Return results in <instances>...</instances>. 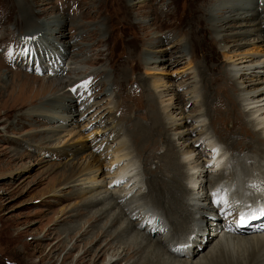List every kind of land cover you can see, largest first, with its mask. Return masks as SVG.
Masks as SVG:
<instances>
[{"label": "bare ground", "instance_id": "1", "mask_svg": "<svg viewBox=\"0 0 264 264\" xmlns=\"http://www.w3.org/2000/svg\"><path fill=\"white\" fill-rule=\"evenodd\" d=\"M205 1L192 0L188 13H183L179 31L185 36L184 40L171 38L167 45L162 46L163 44L158 43L157 35L146 44L144 57L147 61L157 57L163 50L174 47L180 54L177 59L172 56L165 65L175 64L187 55L188 42L191 43L194 36L205 32L208 27L213 32V42H207L208 50H214L217 42L224 53L228 43L224 40L225 27H221L220 22L227 18L235 19L242 29L236 32L239 38L233 40L231 46L239 45L238 39L250 36L253 39L245 42H264V0H243L245 4L241 5L238 3L241 0H219L207 8L204 6ZM130 4L133 6V3ZM225 9L229 10L228 16L222 14ZM32 15L23 13L19 19L25 30L20 41L23 42L22 45L38 43L42 55H38L33 49H22L17 57L23 64H30L31 60H35L38 69L42 68L39 65L43 61L52 64L50 73L53 80L41 82L34 87L32 84L37 81V77L14 72L11 77L20 78L22 88H28L32 92L29 102L37 96L50 93L38 105V113L48 110L45 106L50 104L54 105L50 108V113L57 114L53 118L58 117L59 113L75 106V103H71L72 94L80 93L86 98L102 82L107 86L106 95H109L110 92L107 91L109 86L114 85V81L107 72L102 71L103 80L100 77L94 80L93 70L74 72V76H69L58 65L61 62L60 54L64 56L69 52L68 48H73L69 47V41H61L64 37L61 27L65 23V16L45 17L37 22V28L32 29ZM37 34L39 35L34 40ZM19 44L17 39L14 45L17 47ZM12 48L14 47L8 48V52ZM47 48L50 50H46V56L43 51ZM135 49L133 46L130 51V62L136 68L138 63ZM190 49L194 48L191 46ZM55 50L59 51L58 55ZM226 52L228 51H225L224 57L230 59L231 56L226 55ZM262 63L250 59L244 64L231 61L224 70L225 73L223 72L224 82L234 84L233 90L224 89L222 98L227 103L226 111L235 117L233 120L229 118L232 130L230 129V133L226 132L230 136L236 135V139L222 137V131H217L218 124L215 120L212 121L214 118L207 104L209 97L199 94L195 85L191 86V95L185 97L186 102L182 106L183 110L186 105L192 104L190 114L177 119L170 113L167 105L160 108L157 97L152 95L147 99L150 126L132 129L125 137L117 119L113 118L103 125L101 139L89 145V150L95 152V155L92 157V153H87L82 159H78L74 171L63 183L62 188L72 187V194L80 198V207L56 222L66 218L69 221L84 212H87L86 219L61 229L59 234L55 233L58 236L47 253H43L44 256L49 255L50 251L65 249L58 263L62 264L65 258L71 256L72 251L78 249L76 264H98L100 258L101 264H264ZM98 73H101L99 69ZM53 82L56 84L51 88ZM64 87H68V91H63ZM15 106L3 107L2 114L7 118L9 114H16ZM215 109L222 111L217 106ZM205 116L207 120L210 118V124L214 123V135H220L218 139H213V134L210 133L212 127H208ZM220 120L216 118V121L221 122ZM189 121H192L191 126L187 124ZM193 132L197 135L192 138L185 136ZM170 140L173 141V149L168 148ZM146 144L149 146L145 149ZM198 144L202 147L196 148ZM83 145L88 146L87 143ZM160 146L163 152L156 155V149ZM197 149L198 156H193ZM203 154L205 157L199 162L198 158ZM89 155L92 158L98 156L99 159L111 156L102 177H97L98 170H92L95 163L90 164L87 158ZM215 199H218L219 205L214 208ZM225 212H231L235 216L227 225L224 223L229 216L222 215ZM98 219L100 223L93 226L92 223ZM43 237L50 239L47 235Z\"/></svg>", "mask_w": 264, "mask_h": 264}, {"label": "rangeland", "instance_id": "2", "mask_svg": "<svg viewBox=\"0 0 264 264\" xmlns=\"http://www.w3.org/2000/svg\"><path fill=\"white\" fill-rule=\"evenodd\" d=\"M191 1L0 0V264H58L61 261L65 249L59 252L50 251L46 256L43 253H47L50 245L55 242L58 236L55 233L59 234L61 229L75 222L84 221L87 216V212H84L69 221L66 218L56 222L80 207V198L72 194V187L62 188L65 178L74 171L78 159H82L87 153H92V157L95 155V152L89 150V145L101 139V128L111 119H117L125 137L132 129L150 126L148 97H157L160 108L167 105L170 113L178 119L191 113L192 104L186 105L183 110L182 106L186 102L185 97L191 95V86L195 85L194 88L199 94L209 97L207 104L214 118L212 121L215 120L218 124L217 131H222V137L230 136V119L235 117L226 111L227 103L225 98L223 100L222 93L225 88L226 91L233 90L234 84L224 82L223 72L231 61L244 64L249 59L259 60L263 62L264 67V42H245L253 39V36H250L243 40L238 39L240 44L231 46L230 43L239 38L236 32L242 29L235 19L227 18L220 22V26L225 27L224 40L228 43L225 51H228L226 55L231 56L230 59L224 57L225 51L223 53V48L217 42L214 50H208L207 44L213 42L210 27L205 30L206 33L200 32L194 36L191 43L188 42L194 49L191 50L188 45L187 55L171 66L165 63L172 56L177 59L180 54L174 47L163 50L164 52L158 53L157 57L150 61L144 57L146 44L153 41L157 35L158 43L163 44L162 46L167 45L171 38L180 41L185 39L182 31H179V23L183 13H188ZM218 1L206 0L204 6L210 7V4ZM130 3H133V6ZM238 3L245 4V1ZM23 13H33L32 29L45 17L64 15L65 23L61 27L64 37L61 41H69V47L73 48H68L69 52L64 56L60 54L61 62L58 65L69 76H74V72L93 70L94 80L96 77L103 80L102 71L107 72L114 81V85L109 86L107 91L110 94L106 95L107 86L102 82L95 90H91L86 98L80 93L72 94L71 103H75V106L59 113L58 117L53 118L57 114L50 113V108L54 106L50 104L45 106L49 111L38 113V105L44 102L50 93L37 96L29 102L32 92L30 93L28 88L23 89L22 80L11 77V74L14 72L37 77V81L32 84L36 87L41 82L53 80L50 73L53 67L43 61L39 65L42 68L38 69L35 60H31L30 64H23L17 57V53L23 51L22 49H33L38 55H42L38 43L22 45L23 42L20 41L24 34L22 32H25L19 21ZM222 14L228 16L229 10L225 9ZM38 35L31 38L36 40ZM17 39L20 44L16 47L14 42ZM11 46L14 48L10 53L8 48ZM133 46L136 48L134 54L137 55L136 68L132 67L130 62ZM48 49L43 51L44 55ZM57 50L55 54L58 55ZM55 84L56 82H53L51 88H54ZM63 91H68V87H64ZM12 105H16V114H9L7 118L2 114V108ZM216 106L222 111L216 110ZM72 116L79 117L74 119ZM216 118H222L221 122L216 121ZM205 122H208L209 128L212 127L210 133L213 134V139H218L220 135H214V123L210 124V118H206ZM187 124L191 126L192 121ZM196 135L197 133L193 132L185 136L192 138ZM230 137L236 139V135ZM172 142L170 140L167 144L169 149L174 147ZM84 143L88 146H84ZM148 146L146 144L145 149ZM197 147L202 146L198 144ZM156 150V155L163 152L161 146ZM198 152V149L195 150L193 156H198ZM90 156L87 157L90 164L95 163L92 170H98L97 177H102L106 170L104 167L108 165L107 161L111 156L101 159L98 156ZM202 157L205 155L198 158L199 162ZM99 223L100 219L92 224L96 226ZM43 235L50 239H45ZM38 238L39 240H36ZM77 250L72 251L71 256L65 258L63 263L76 264ZM101 262L102 258L98 264Z\"/></svg>", "mask_w": 264, "mask_h": 264}]
</instances>
